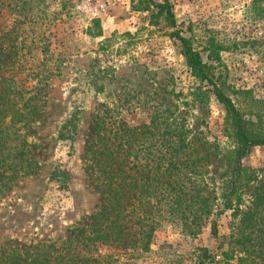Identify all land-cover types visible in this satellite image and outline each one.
Instances as JSON below:
<instances>
[{
	"label": "rangeland",
	"instance_id": "rangeland-1",
	"mask_svg": "<svg viewBox=\"0 0 264 264\" xmlns=\"http://www.w3.org/2000/svg\"><path fill=\"white\" fill-rule=\"evenodd\" d=\"M170 1L185 34L222 46L217 73L250 136L262 143L242 159L252 178L242 186L241 211L217 217V237L212 216L193 236L187 220L162 212L148 248L103 249V264H197L200 247L213 255L206 264H237L244 255L238 240L252 232L244 213L252 208L253 236L264 240V0ZM141 9L138 0H0V104L15 109L5 120L38 161L0 197V244L60 241L98 209L86 152L106 109L132 125L149 123L160 109V141L183 132L195 153L193 168L180 177L187 185L201 180L219 203L238 144L234 122L192 74L171 29L150 25L151 11ZM127 31L134 37L123 36ZM77 110V130L62 137ZM57 165L71 175L68 188L50 179Z\"/></svg>",
	"mask_w": 264,
	"mask_h": 264
},
{
	"label": "trees",
	"instance_id": "trees-1",
	"mask_svg": "<svg viewBox=\"0 0 264 264\" xmlns=\"http://www.w3.org/2000/svg\"><path fill=\"white\" fill-rule=\"evenodd\" d=\"M138 7L151 11L150 25L163 22L164 27L171 29L167 34L180 41L181 53L192 74L201 83L206 82L208 90L226 106L234 122L238 144L225 173L219 203L215 204L211 195H207L204 185L199 183L201 180H192L187 185L185 178L180 177L185 167H192L191 161L195 164V153L183 132L170 137L162 135L160 141V109L149 123L138 125L106 109L98 115L96 137L89 142L86 152L90 183L99 194L98 209L68 229V235L60 241L0 244V264H103L104 256L109 257L103 254V249L148 248L160 225L162 212L187 220V230L193 236L202 231L212 216V232L217 237V217L229 209L234 215L241 211V189L246 180L252 178L242 159L252 146L262 142L250 136L246 122L226 90L222 72L217 73L222 46L197 43L192 34H185V22H178L170 0H138ZM123 36L134 37L130 31ZM9 111L16 112L13 107L0 104V197L10 193L22 178L34 173L38 163L31 143L14 124L5 120ZM78 119L77 110L63 124L62 137H70L77 130ZM50 179L68 188L71 175L57 165ZM252 209L244 213L247 228H252V232L238 240L243 243L244 255L238 258L237 264H264V240L260 242L253 236ZM199 250L197 264L213 259L207 247Z\"/></svg>",
	"mask_w": 264,
	"mask_h": 264
}]
</instances>
